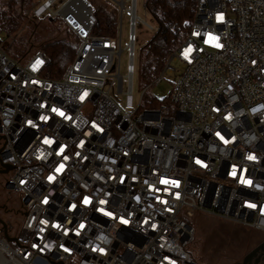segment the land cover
I'll return each instance as SVG.
<instances>
[{
	"label": "built area",
	"instance_id": "built-area-1",
	"mask_svg": "<svg viewBox=\"0 0 264 264\" xmlns=\"http://www.w3.org/2000/svg\"><path fill=\"white\" fill-rule=\"evenodd\" d=\"M60 2L31 4L75 41L60 78L42 51L15 60L0 45V178L22 211L14 234L0 218V264H197L198 213L264 232V0H196L153 80L181 64L172 110L133 108L137 0L113 6L130 16L124 76L120 30L96 35L92 1Z\"/></svg>",
	"mask_w": 264,
	"mask_h": 264
},
{
	"label": "trees",
	"instance_id": "trees-1",
	"mask_svg": "<svg viewBox=\"0 0 264 264\" xmlns=\"http://www.w3.org/2000/svg\"><path fill=\"white\" fill-rule=\"evenodd\" d=\"M32 1L0 0V31L8 38V43L2 48L8 55L18 44V48L13 51L17 59L42 51L49 60L45 76L58 79L74 59L75 41L60 22L55 29L44 26L38 31L37 22L29 15ZM195 7L196 0H146L145 8L156 27L139 51L138 74L145 82H151L160 75L169 56L184 41L191 27ZM96 18L94 34L113 37L117 24L114 12L97 7ZM46 21L49 22V19ZM141 106L173 109L169 95L162 100L144 95Z\"/></svg>",
	"mask_w": 264,
	"mask_h": 264
},
{
	"label": "rangeland",
	"instance_id": "rangeland-1",
	"mask_svg": "<svg viewBox=\"0 0 264 264\" xmlns=\"http://www.w3.org/2000/svg\"><path fill=\"white\" fill-rule=\"evenodd\" d=\"M63 1L64 0H62V2ZM90 1H92L95 6L105 11L114 12L117 18L116 30L117 33L120 30V48L123 50L120 55L119 72L124 76L128 65L127 37L130 33V16L126 10H123L121 19H119V11H116L113 6L114 2H119L121 0ZM122 1L125 3L124 7L128 8L129 0ZM32 2L38 3L39 0H33ZM62 2L56 4L54 8H57ZM145 2L146 0H137L136 5V16L139 19L136 21L134 28L136 35L134 50L136 55H138L141 47L150 39L156 27L155 22L145 8ZM31 11L32 8L30 6L29 15L32 20L37 22L38 31L44 28V26L55 29L59 23L57 19L47 22L46 20L48 18L46 17L35 19L32 17ZM147 26H150L152 30ZM5 43H8V38L0 31V45L2 46ZM15 45L16 47L8 52V56L12 59L19 60L15 57L16 54L13 52L14 49L18 48V44ZM134 68L135 73L132 83V102L134 109L142 102L144 95L154 97L158 100L167 97L170 94L172 83L175 82L178 74L182 71L180 63L171 61L169 63V68L166 69L162 75L161 81L155 85L153 81L145 82L139 77L138 58L135 60ZM125 90L126 80L124 79V91ZM119 100V104L123 106L124 96H119ZM4 179L3 177L0 178V218L2 221L12 226L11 232L14 234L19 229L22 220V217L17 213L18 209H21V200L18 192L4 190ZM5 201L9 203V206H4ZM190 224L195 229V240L190 246V251L197 264H231L250 250L259 241L261 235H264V232L246 229L237 224L200 213L196 214L190 220Z\"/></svg>",
	"mask_w": 264,
	"mask_h": 264
},
{
	"label": "flooded vegetation",
	"instance_id": "flooded-vegetation-1",
	"mask_svg": "<svg viewBox=\"0 0 264 264\" xmlns=\"http://www.w3.org/2000/svg\"><path fill=\"white\" fill-rule=\"evenodd\" d=\"M4 206H9V203L5 201ZM17 213L22 217L21 209H18ZM250 254L251 256L247 264H264V235H261L259 241L250 250H248L242 257L231 264L243 263L244 259Z\"/></svg>",
	"mask_w": 264,
	"mask_h": 264
},
{
	"label": "snow or ice",
	"instance_id": "snow-or-ice-1",
	"mask_svg": "<svg viewBox=\"0 0 264 264\" xmlns=\"http://www.w3.org/2000/svg\"><path fill=\"white\" fill-rule=\"evenodd\" d=\"M220 19H222V17H220ZM216 39H218V38L209 35L208 40H207L206 42H212V41H214V40H216ZM220 46H221V45L216 44V47L219 48ZM38 63H39V61H38ZM52 111H53V112H56L57 110H56V109H52ZM59 114H60L61 116H64V113H63V112H60ZM217 135H219V133H217ZM221 139H223V137H221ZM45 142H46V143H49V141H45ZM225 143H227V141H225ZM248 159H249V160H253V159H255V157H254V156H249ZM197 163H200V161L198 160ZM233 174L235 175V173H233ZM49 179L51 180L52 177H49ZM161 182H162V183H165V184L168 183L167 180H163V181H161ZM242 182H243V183H247V184H251V181H250V180H248V181H242ZM173 183H175V181H173ZM88 202H89L88 199L85 198L84 203L87 204ZM45 203H47V201H45ZM100 203H104V201H100ZM249 207H255V205L250 204ZM101 211H103V210H101ZM105 214H106V215H111V213H105ZM42 223H44V222L42 221ZM123 223L126 224V223H128V221H127V220H124ZM54 227H59V225H54ZM81 227H83V225H81ZM34 247H35V245H34ZM101 251H103V250L101 249Z\"/></svg>",
	"mask_w": 264,
	"mask_h": 264
},
{
	"label": "water",
	"instance_id": "water-1",
	"mask_svg": "<svg viewBox=\"0 0 264 264\" xmlns=\"http://www.w3.org/2000/svg\"><path fill=\"white\" fill-rule=\"evenodd\" d=\"M49 21H52V19H49ZM11 169H12L11 166H4V170H0V173H7V172L10 171ZM3 228L5 229V237H6V239H7L8 241L16 242V240L11 239V238H9V237L7 236V233H6V224H5V223H3ZM250 256H251V254L248 255V256L244 259L243 263H241V264H247V262H248Z\"/></svg>",
	"mask_w": 264,
	"mask_h": 264
}]
</instances>
